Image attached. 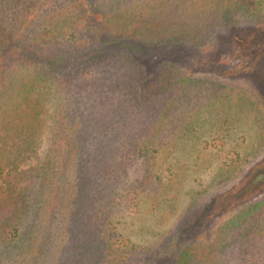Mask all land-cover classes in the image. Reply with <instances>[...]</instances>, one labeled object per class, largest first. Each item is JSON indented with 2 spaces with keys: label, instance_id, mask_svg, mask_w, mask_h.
<instances>
[{
  "label": "trees",
  "instance_id": "16d2710c",
  "mask_svg": "<svg viewBox=\"0 0 264 264\" xmlns=\"http://www.w3.org/2000/svg\"><path fill=\"white\" fill-rule=\"evenodd\" d=\"M186 2L0 0V100L10 88L56 100L43 157L4 190L9 200L0 204V264H121L137 250L117 231L113 209L138 213L139 198L160 180L146 171L121 186L124 149L153 161L154 143L132 145L137 136L183 99L218 96L225 87L189 74L182 45L198 47L216 27L264 9V0ZM83 79H91L93 91L84 87L81 95ZM90 93L97 100L91 106L83 100ZM27 130L23 145L30 150L35 129ZM4 171L0 166L1 177ZM218 175L229 181L235 172ZM229 194L219 196V205ZM213 208L190 221L192 210L178 224H187L186 232L207 227L206 235L181 241L178 228L148 246L142 264H264V196L218 219Z\"/></svg>",
  "mask_w": 264,
  "mask_h": 264
},
{
  "label": "rangeland",
  "instance_id": "374dc122",
  "mask_svg": "<svg viewBox=\"0 0 264 264\" xmlns=\"http://www.w3.org/2000/svg\"><path fill=\"white\" fill-rule=\"evenodd\" d=\"M196 8L184 10L193 12ZM198 8L208 12L212 9ZM215 29L212 36L198 40V47L191 42L182 45L180 52L186 57L189 74L225 83L220 94L192 95L168 116L151 122L132 145L139 139L151 140L154 144L150 147L155 148L153 161L124 149L121 186L143 177L146 171L158 174L160 181L139 198L138 213L125 211L126 206L118 212L113 209L117 213V231L137 246L121 264H142L148 246H155L157 239L166 240L178 228L184 233L181 241L206 235L207 227L202 230L196 225L194 231L186 232L187 224L178 225L192 215V210L190 221L198 212L212 207V217L218 219L239 205L264 196V9L255 18L238 17ZM259 60H263L262 66ZM81 81V95L84 87L93 91L88 89L93 84L91 79ZM95 96L90 93L83 100L91 106V101H97ZM55 101L54 97L24 96L12 88L2 96L0 166L12 175L5 177L3 172V178L0 176V204L9 200V192L4 191L7 182L15 181L43 157ZM30 126L35 129V145L29 150L23 140ZM229 168L235 176L220 181L218 172ZM157 190L165 193L154 200ZM225 192L233 197L219 205V196ZM215 198L217 201H212Z\"/></svg>",
  "mask_w": 264,
  "mask_h": 264
}]
</instances>
